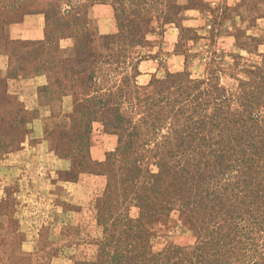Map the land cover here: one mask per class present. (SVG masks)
<instances>
[{"label": "rangeland", "instance_id": "374dc122", "mask_svg": "<svg viewBox=\"0 0 264 264\" xmlns=\"http://www.w3.org/2000/svg\"><path fill=\"white\" fill-rule=\"evenodd\" d=\"M12 1L0 0V41L5 24L36 13L46 18V38L11 42L8 73L0 76V81L7 80L6 121L19 123L12 135L0 139L8 145V153L0 154V264L96 263L104 237L96 206L115 168L108 158L118 148V136L103 126L100 114L83 116L85 101L121 86L125 77L133 82L140 62L154 57L152 48L160 57L164 31L172 27L180 29L177 49L187 57L194 55L189 40L200 34L208 38L203 71L192 73L190 66L182 71L194 78L212 73L236 91L247 78L244 71L264 60V0H221L214 7L206 0H178L180 10L170 22H156L154 14L144 13L141 19H130L141 22L146 33L142 46L130 48L109 45L103 40L109 35L98 34L88 11L100 1L30 0L18 10L9 7ZM103 3L114 12V36L119 33L114 1ZM192 9L208 16L212 27L199 33L184 27L185 12ZM68 39L75 42L70 56L61 49ZM123 113L130 115L128 104ZM4 131L1 124L0 134ZM87 159L90 168L83 170ZM126 212L138 215L136 208ZM148 229L153 253L173 245L193 246L199 238L179 213Z\"/></svg>", "mask_w": 264, "mask_h": 264}, {"label": "trees", "instance_id": "16d2710c", "mask_svg": "<svg viewBox=\"0 0 264 264\" xmlns=\"http://www.w3.org/2000/svg\"><path fill=\"white\" fill-rule=\"evenodd\" d=\"M113 1L119 33L103 40L120 48L144 44L145 27L130 19L154 14L167 23L180 10L178 0ZM244 72L247 78L231 91L212 73L194 78L188 71L140 86L137 68L133 82L125 77L121 86L87 98L83 116L100 114L118 136L108 158L115 168L96 206L104 229L100 260L91 264H264V60ZM6 83L0 81V139L19 124L3 112ZM126 104L130 115L123 113ZM6 153L0 140V154ZM132 208L136 217L126 212ZM173 213L197 230L198 241L153 253L148 228Z\"/></svg>", "mask_w": 264, "mask_h": 264}, {"label": "crops", "instance_id": "0c3cea01", "mask_svg": "<svg viewBox=\"0 0 264 264\" xmlns=\"http://www.w3.org/2000/svg\"><path fill=\"white\" fill-rule=\"evenodd\" d=\"M221 0H206V3L214 7ZM234 2L239 0H232ZM89 18L94 21L99 35H111L116 33L117 25L112 8L109 5H96L88 11ZM184 27L197 33L207 31L212 24L201 10H187L185 12ZM231 29V27H229ZM4 39L0 45V76L5 77L8 73L7 44L9 41L39 42L46 38V18L42 13L27 15L20 22L8 23L3 27ZM151 39L154 40V37ZM182 39L180 29L177 27L168 28L164 31V48L160 57L156 56L159 50L154 51V57H149L140 62L138 83L147 85L154 77L162 73H177L190 66L192 73H201L205 66V49L208 48V38L200 34V38L189 40L193 52L192 57H187L184 52L178 51L177 47ZM75 42L72 39L65 41L62 45V52L70 56L74 52ZM197 66V67H195ZM195 67V68H194ZM9 175V174H8ZM8 177V176H7ZM51 185H55L51 184Z\"/></svg>", "mask_w": 264, "mask_h": 264}]
</instances>
